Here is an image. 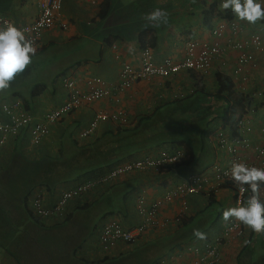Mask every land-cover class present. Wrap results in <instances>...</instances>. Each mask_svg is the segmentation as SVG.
Instances as JSON below:
<instances>
[{
	"label": "crops",
	"instance_id": "1",
	"mask_svg": "<svg viewBox=\"0 0 264 264\" xmlns=\"http://www.w3.org/2000/svg\"><path fill=\"white\" fill-rule=\"evenodd\" d=\"M62 0V6L54 24L43 31L39 43L35 46L36 55L46 51L50 46H56L69 42H79L87 40L93 42L96 47L92 54L88 55L90 62H78L70 66L67 74L76 79L78 85L82 88L85 86L86 78L90 76L101 77L104 86L112 90L118 81V75L123 62L131 63L135 66L139 64L140 43L138 36L140 32L145 31V39L149 40L150 36H155V46L151 48L155 61H161L165 57H171L179 60L185 54V42L189 38H198L202 40H211L210 31L225 22L224 35L221 41L230 45L235 42L247 41L253 35H259L262 39L260 49L246 48L252 52L254 62L247 64L246 80L234 83L236 90L244 93H252L253 90H264V20L257 22L255 25H249L246 22L238 21L231 13V18H224V11L220 9L222 0ZM264 4V0H257ZM215 3L217 9L210 12V6ZM161 9L168 13V23L160 27H152L143 19V16L154 9ZM231 12L230 10H228ZM39 12L38 0H0V17H6L16 26L31 23ZM65 22L66 27L62 28L61 23ZM231 22H234L236 29L232 31ZM133 49V51H130ZM239 51L234 48L228 49L219 59V68L222 72L230 75L235 66ZM40 62V61H38ZM207 72L204 77L205 81L210 84L212 73ZM63 73V72H62ZM20 77V76H19ZM18 78V77H17ZM18 80H16L17 82ZM50 93L43 92L33 96L35 97L31 104L28 102L29 109L37 117L41 118L45 110L50 107L61 104L66 98V89L57 81ZM192 83L187 72L181 71L168 77H156L150 80H139L133 83L129 88L123 89L120 93L113 90L108 96L100 98L92 103L83 105L70 115L63 117L62 120L49 125V132L43 136L41 144L32 146L31 151L35 152L33 158H41L42 155L56 151L61 145L62 135L71 127L73 133L77 134L86 127L93 115L99 111L111 113L117 108L127 110L130 121H134L140 114H144L153 109L160 101H167L170 94L182 92L184 89L191 88ZM17 97V96H12ZM39 97V99H38ZM18 98V97H17ZM37 98V99H36ZM25 105V101L19 98ZM248 119L253 124L251 142L248 149H242L243 158L252 160L256 159V148L264 145V135L261 134L260 128L264 124L262 115L264 107L255 110H248L246 113ZM111 125L107 121H100L97 125L95 134L86 142L91 143L94 137L102 135ZM212 134L209 139L212 140ZM29 137L25 136L22 152L30 148ZM15 149L13 150V152ZM36 155L38 157H36ZM8 157L9 155L6 154ZM41 156V157H40ZM7 157L0 158V164L4 163ZM229 161L227 152L219 148L214 141L210 154L206 157V165L202 170L208 175L212 174L213 164L226 165ZM204 165V164H203ZM193 164L187 167H179L171 172L144 171L135 172L125 176L123 180H129V186L133 190V201H128V207L125 206L123 212H113L114 218H117L121 226L125 229H132L141 224L144 217L137 211L136 202L142 196L147 204H150L155 198L162 195L167 186L174 184L176 181L184 178L190 171H193ZM264 168V166L260 167ZM196 172V171H195ZM123 180L119 181L122 182ZM118 182V183H119ZM128 187V186H126ZM107 189L94 190L89 192L84 200L79 201L83 205L87 202L101 197L106 194ZM129 192V191H128ZM122 193L120 190L119 194ZM216 198L221 202L223 211L233 206L232 188L223 187L215 192ZM264 202V198H261ZM207 205L205 197L200 194H190L187 197V207L182 209L178 200L165 203L157 210L158 218L170 219V223L160 229L158 226L148 227L140 236L144 242L154 240L163 234L171 237L178 231L179 225L173 222V219L180 214L188 217L196 215ZM76 211V210H75ZM183 211V212H182ZM182 215V216H183ZM181 216V217H182ZM222 216L203 230L204 233L211 237L218 234L224 225ZM177 224V225H176ZM87 238L82 244L79 252L89 259L99 260L104 257L105 253L100 247L97 240L98 231ZM180 231V230H179ZM202 231V232H203ZM250 235L249 229L247 230ZM182 232V230H181ZM179 232V233H181ZM242 238L229 239L221 247V261L217 264H264L259 261L264 254V240L258 234L251 235L252 241L250 249L251 257L242 260L238 259V254L243 246V242L248 236ZM197 240L195 237L187 246H192ZM263 242V243H262ZM261 244L259 249L257 245ZM132 245V244H131ZM131 246L126 244H116L111 250L113 256H118L129 250ZM0 264H17L15 259L7 255L0 249ZM194 254L191 250H184L181 253L170 255L164 264H191ZM255 258V259H254Z\"/></svg>",
	"mask_w": 264,
	"mask_h": 264
},
{
	"label": "trees",
	"instance_id": "2",
	"mask_svg": "<svg viewBox=\"0 0 264 264\" xmlns=\"http://www.w3.org/2000/svg\"><path fill=\"white\" fill-rule=\"evenodd\" d=\"M216 10L218 9L213 3L209 11ZM223 14L224 18H231V12L224 11ZM145 34L143 31L138 36L141 48L145 46L154 48L155 36L152 35L146 40ZM217 67L219 64L205 72L184 70L192 86L182 90L180 97L171 98L170 94L167 101H160L153 109L140 114L126 126H114L107 121L111 127L99 137H94L91 143L86 144L89 139H79L69 127L62 135L61 145L56 151L53 149V152L42 155L41 158L30 159L22 152L25 136L23 133L19 134L16 139L18 146L14 152H0V158L9 155L5 162L0 164V249L13 257L17 264H164L170 255L184 251L187 244L194 239V229L206 230L222 216V205L215 194L217 187L216 189L213 187L209 194L197 193L205 197L206 207L194 216H180L179 220L175 221L180 229L176 228L178 231L171 237L163 234L152 241L144 242L138 236L136 241L129 245L131 246L129 250L118 256L103 250L105 255L99 260L89 259L79 252L87 238L94 235L89 230V210L104 197L110 204L114 199L113 195L124 188L119 181L139 171L125 173L111 184L98 187L97 189L102 191L107 189V193L91 202L79 206V201L84 200L83 197L71 200L67 209L69 211L78 209L70 215H58L55 219L50 217V222L47 218L35 216L27 204L30 195L36 193L38 189L56 201L61 191L87 180H96L120 162L137 159L149 152L156 153L160 149L167 152L179 149L184 152V156L174 165L161 168L160 172L164 173L191 164L194 165L193 171L189 173L195 171L205 173L199 170L207 166L206 157L210 154L212 141L216 142L222 136H235L240 140L246 138L249 144L243 149H248L252 132L248 134L243 129L245 127L239 124V120L249 109L257 111L264 107V90H253L252 93L236 90L231 73L228 75ZM211 70L214 72L211 83L208 84L204 77ZM19 76L21 75L17 77ZM17 77L11 86L16 83ZM43 90V86L34 88L31 95L35 96ZM14 96L25 101L27 108L30 107L18 92H15ZM210 134L213 135L212 140L209 139ZM259 147L264 148V145ZM250 161H253L256 167L262 165L257 159ZM213 165L225 166L219 163ZM127 186L125 192L120 195L119 199L122 201L126 200L127 192L131 190L129 183ZM223 186L233 189L230 182H225ZM94 190L96 189L89 192ZM250 195V191H247L245 201ZM124 209L125 206L120 209L118 207L120 212ZM113 212L115 211L112 207L103 209L97 218L104 223L111 217L114 218ZM225 225L226 223L221 227V231ZM251 235L253 232H250L249 236L247 234L246 240L252 241ZM258 236L264 240V234ZM210 238L211 236L207 235L206 240ZM250 246L251 243L248 246L243 245L240 249L238 254L240 262L251 257ZM259 261L264 263V258Z\"/></svg>",
	"mask_w": 264,
	"mask_h": 264
},
{
	"label": "built area",
	"instance_id": "3",
	"mask_svg": "<svg viewBox=\"0 0 264 264\" xmlns=\"http://www.w3.org/2000/svg\"><path fill=\"white\" fill-rule=\"evenodd\" d=\"M94 3V0H90ZM62 6V0H38L39 12L37 17L29 24L16 26L25 32L28 39L33 41L34 47L39 43L44 30L49 29L57 19L59 10ZM12 21L6 17H0V27ZM13 24V23H12ZM61 27L65 28L66 23H61ZM232 31L236 29L234 22H231ZM225 22H221L214 27L210 33L212 39L202 40L198 38H189L185 42V54L179 60H174L171 57H165L161 61H155L151 48L148 46L140 49L139 64L137 66L123 62L120 67L118 81L113 86L112 90L104 86L101 77L90 76L85 80L84 88L80 87L76 79L69 74H64L60 78V84L66 89V98L58 106L47 109L42 114L41 118H37L32 111L27 108L23 102L13 97L11 100H5L1 103L3 110L2 118L0 117V150L4 146H8L11 141L16 140L19 134L29 137L32 146L41 144L43 136L49 132V125L63 119L72 111L79 109L83 105L92 103L100 98L108 96L113 90L120 93L123 89L129 88L134 82L139 80H150L156 77H168L187 69L205 72L208 69L219 64L221 56L230 48L239 51L236 63L231 72V78L234 82L246 80L245 66L254 62V57L251 51L246 48L260 49L262 39L259 35H253L247 41L235 42L233 44H224L221 39L224 35ZM249 49V48H248ZM182 95V92H174L171 98H177ZM100 121H108L114 126H126L131 124L125 108H117L111 113L99 111L94 114L91 121L85 128L79 131V139H89L95 134L97 125ZM239 124L244 126L246 132L250 134L252 130L251 123L246 116L239 120ZM261 133L264 135V125L261 128ZM219 148L225 149L229 155V161L225 166L213 165L212 174L192 172L188 173L184 178L176 181L174 184L167 186L162 195L154 199L150 204H147L145 199L140 196L137 200V211L144 217L141 224L132 229H125L121 226L118 220L114 218L104 222L99 230V244L102 250L111 252L116 244L131 245L138 236H141L148 227L158 226L160 229L168 225L170 219H160L157 215V210L160 206L171 201L180 203L182 209L187 207V197L190 194L206 193L214 187L219 188L224 182H230L235 187L233 194V206H245V195L247 191L242 192L225 173L233 163H244L249 167H256L253 161L244 159L242 149L248 145L246 138L240 140L235 136H222L215 142ZM256 159L264 166V148L257 147ZM184 156L182 150L167 152L160 149L156 153L149 152L137 159L127 160L116 164L107 174L99 177L96 180H87L79 183L67 190L59 193L56 201L39 190L30 195L28 201V209L35 216L41 218L64 216L69 210L67 205L71 200L80 199L92 189H97L103 184H111L120 175L134 171L144 172L150 170L160 171L163 166H172L176 161ZM260 197L264 198V185H261ZM183 212V211H182ZM181 216L183 213L180 214ZM180 216L173 219V222L178 221ZM247 228L238 225L235 221L229 220L224 229L218 234L212 236L209 240H203L199 244L186 246L183 250H191L194 258L191 264H217L221 261V247L229 239L244 237Z\"/></svg>",
	"mask_w": 264,
	"mask_h": 264
},
{
	"label": "clouds",
	"instance_id": "4",
	"mask_svg": "<svg viewBox=\"0 0 264 264\" xmlns=\"http://www.w3.org/2000/svg\"><path fill=\"white\" fill-rule=\"evenodd\" d=\"M220 9L223 11L230 10L238 21L246 22L249 25H255L257 22L264 20V4L257 2V0H222ZM143 19L152 27H160L168 23V13L157 8L144 15ZM130 51H133V49H130ZM36 52L37 49L34 47L33 41L26 37L23 30L12 23H6L3 27H0V92L7 90L17 75L27 69L32 63V57L36 55ZM244 116L248 118L246 114ZM250 123L253 130V124L251 121ZM16 146H18L17 140L11 141L8 146L2 147L0 152H13ZM24 155L31 159L35 156V152L27 149ZM260 167H249L244 163H233L231 165L225 175L242 192L250 191L251 195L245 206L230 207L222 212V220L225 223L231 219L255 234H264V202L260 200L262 198L260 197L261 185H264V168ZM224 183L219 188H223ZM232 187L235 192L233 184ZM87 194L82 196L83 199ZM76 209L78 208H74L66 214L70 215ZM193 236L201 241L207 239L206 233L199 229L193 230ZM250 243V240H245L243 245L248 246Z\"/></svg>",
	"mask_w": 264,
	"mask_h": 264
},
{
	"label": "rangeland",
	"instance_id": "5",
	"mask_svg": "<svg viewBox=\"0 0 264 264\" xmlns=\"http://www.w3.org/2000/svg\"><path fill=\"white\" fill-rule=\"evenodd\" d=\"M95 47L96 45L93 42L82 39L79 42H69L56 46H50L46 51L39 54V57L33 56L32 63L23 73L19 74L21 76L16 79L18 81L13 86H10L7 90L0 92V105L5 100H11L13 98L12 96H14V93L18 92L22 98L26 99V101L30 103L32 107L33 105L31 104V101L35 97L31 95V91L34 88L43 86L45 91L50 93L54 86L58 84L57 81L60 80L62 74L71 71H65L68 70L71 65L77 64L78 62L85 63L90 60L91 57L88 55L95 51ZM2 116L4 115L0 106V117L2 118ZM262 119L264 120V115H262ZM128 183L129 180H123V182L120 183L121 187H124L122 192H125ZM133 190L134 189H131L129 192H127V198L125 201L119 199L120 195L115 193L113 195L114 199L111 201L112 204H109L104 197L101 198L99 201L100 203L97 202L94 207H91L88 218V221H90V233L93 232V234H95L99 225L101 226L103 224V220L97 218L99 212L109 207H112L114 211H117L118 207L119 209L123 208V206L128 207V201L130 204L133 201ZM260 247H262L261 244L257 245L255 250H257V248L259 249ZM261 258H264V254Z\"/></svg>",
	"mask_w": 264,
	"mask_h": 264
}]
</instances>
